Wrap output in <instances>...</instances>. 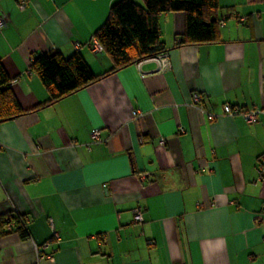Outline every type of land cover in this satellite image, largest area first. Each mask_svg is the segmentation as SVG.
I'll use <instances>...</instances> for the list:
<instances>
[{"label":"crops","instance_id":"obj_1","mask_svg":"<svg viewBox=\"0 0 264 264\" xmlns=\"http://www.w3.org/2000/svg\"><path fill=\"white\" fill-rule=\"evenodd\" d=\"M24 1L0 0V60L38 109L0 122V215H24L29 236L0 234V264H37L47 242L56 264H264V115L224 114L264 104V0H219L213 43L183 44L185 13L163 12L166 57L43 107L30 61L77 51L112 68L88 43L114 0Z\"/></svg>","mask_w":264,"mask_h":264},{"label":"trees","instance_id":"obj_2","mask_svg":"<svg viewBox=\"0 0 264 264\" xmlns=\"http://www.w3.org/2000/svg\"><path fill=\"white\" fill-rule=\"evenodd\" d=\"M174 11H182L186 16L183 44L220 40L219 0H143V4L135 0H114L106 21L94 33L112 59V68L96 74L77 51L69 57L58 51L35 55L29 70L39 77L50 93L49 100L39 107L57 102L123 67L165 52L160 14ZM11 80L0 60V122L38 109L22 108ZM14 231L23 239L29 236L26 217L16 211L1 214L0 234Z\"/></svg>","mask_w":264,"mask_h":264},{"label":"built area","instance_id":"obj_3","mask_svg":"<svg viewBox=\"0 0 264 264\" xmlns=\"http://www.w3.org/2000/svg\"><path fill=\"white\" fill-rule=\"evenodd\" d=\"M20 8L24 9L26 7V3L24 0H20ZM8 24V19L5 15L0 14V30L5 28ZM89 46L91 47V50L95 54H102L104 52L103 46L101 43L93 37L89 41ZM77 47H79V44H76ZM167 54L165 52L158 53L157 55L149 57L150 59H154L156 61H160L163 57H166ZM16 82V80H11V84L13 85ZM202 99V96L199 93H194L193 95V102L198 103ZM224 114L235 116V115H242V117L249 123H255L258 121L260 116L264 115V104L259 107H252V108H241L238 106H233L229 103L224 104ZM208 118L210 120H215L217 117L213 113H208ZM92 139L97 140L99 137V130L95 129L91 134ZM161 143H164V140H161ZM134 220L137 223H141L144 221L143 212L140 208L134 209ZM50 223L53 224V220H50ZM55 237L58 238V234L55 233ZM151 243V242H150ZM49 242L45 243L42 246H36L37 252H38V261L37 264H43L44 262H47L49 264H56V258H55V250L50 252H40L42 249L48 247Z\"/></svg>","mask_w":264,"mask_h":264},{"label":"rangeland","instance_id":"obj_4","mask_svg":"<svg viewBox=\"0 0 264 264\" xmlns=\"http://www.w3.org/2000/svg\"><path fill=\"white\" fill-rule=\"evenodd\" d=\"M136 2H138L139 4H143V0H135Z\"/></svg>","mask_w":264,"mask_h":264}]
</instances>
